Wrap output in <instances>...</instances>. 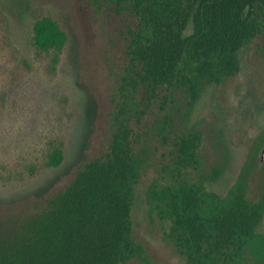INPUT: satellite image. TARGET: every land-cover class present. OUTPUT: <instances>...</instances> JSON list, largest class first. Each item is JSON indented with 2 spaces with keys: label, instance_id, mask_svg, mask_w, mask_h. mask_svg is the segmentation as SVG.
<instances>
[{
  "label": "trees",
  "instance_id": "trees-1",
  "mask_svg": "<svg viewBox=\"0 0 264 264\" xmlns=\"http://www.w3.org/2000/svg\"><path fill=\"white\" fill-rule=\"evenodd\" d=\"M111 2L134 19L128 30L127 61L121 72L107 149L86 161L62 189L25 211L0 216V264H148L134 236L133 210L140 192L149 211L168 223L166 240L186 264H264V180L260 170L264 129L237 179L223 194L209 188L226 164L199 172L203 134L194 126L172 138L173 161L159 163L156 132L167 138L175 95L184 98L182 119L212 85L236 75L240 52L264 40V0H92ZM34 43L54 51L68 35L49 15L34 22ZM164 122L152 121L154 105ZM157 150V151H156ZM63 147L50 154L59 166ZM226 150L225 163L228 164ZM263 179V178H261Z\"/></svg>",
  "mask_w": 264,
  "mask_h": 264
},
{
  "label": "rangeland",
  "instance_id": "rangeland-1",
  "mask_svg": "<svg viewBox=\"0 0 264 264\" xmlns=\"http://www.w3.org/2000/svg\"><path fill=\"white\" fill-rule=\"evenodd\" d=\"M44 15L55 18L68 35L56 65L54 51L34 43V22ZM133 24L130 13L111 2L0 0V216L21 213L64 188L86 161L107 149ZM240 56L241 70L208 87L186 123L184 98L175 95L178 101L168 106L173 132H167L169 140L154 134L152 142L161 149L156 150L158 164L143 179L146 184L159 163L173 161L172 138L192 126L204 138L199 172L227 166L209 188L223 194L237 179L264 129L263 38L250 42ZM158 105L152 116L157 125L164 122ZM57 146L63 147L64 159L49 166ZM252 180L264 177L257 170ZM149 209L140 192L133 210L134 236L144 244L148 264H186L166 240L168 223ZM259 230L264 232V220ZM124 264L145 262L135 257Z\"/></svg>",
  "mask_w": 264,
  "mask_h": 264
},
{
  "label": "water",
  "instance_id": "water-1",
  "mask_svg": "<svg viewBox=\"0 0 264 264\" xmlns=\"http://www.w3.org/2000/svg\"><path fill=\"white\" fill-rule=\"evenodd\" d=\"M262 160H264V146H263V150H262Z\"/></svg>",
  "mask_w": 264,
  "mask_h": 264
}]
</instances>
